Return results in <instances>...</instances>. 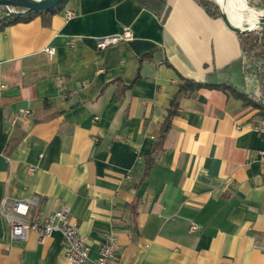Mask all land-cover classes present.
<instances>
[{
    "label": "crops",
    "instance_id": "obj_1",
    "mask_svg": "<svg viewBox=\"0 0 264 264\" xmlns=\"http://www.w3.org/2000/svg\"><path fill=\"white\" fill-rule=\"evenodd\" d=\"M168 8L163 21L136 0H69L0 32V206L68 207L92 258L117 237L111 264H264V134L251 127L264 117L253 108L217 89L184 96L143 178L183 79L255 82L242 75L243 35L196 0ZM127 28L130 42L98 48ZM0 264L69 263L59 233L15 242L0 209Z\"/></svg>",
    "mask_w": 264,
    "mask_h": 264
},
{
    "label": "built area",
    "instance_id": "obj_2",
    "mask_svg": "<svg viewBox=\"0 0 264 264\" xmlns=\"http://www.w3.org/2000/svg\"><path fill=\"white\" fill-rule=\"evenodd\" d=\"M75 11L67 8L64 17L67 20L75 17ZM133 39V33L130 29H124L122 33L104 37L98 40V48L104 50L112 45L121 42H130ZM47 52L55 54V48H48ZM5 90L0 86V92ZM30 114V110H25L17 115L12 121L16 124L21 118ZM252 130L258 134H264V119L255 121L252 124ZM257 160L264 165V151L257 153ZM31 172L34 169L30 170ZM38 198L34 197L25 201L5 199L0 206L1 212L6 217L10 229L11 238L15 242H24L27 240L29 233L34 232L38 235L39 242L44 244L53 234L59 233L62 237V245L66 259L69 264H111L119 254L120 247L117 237L111 233L107 236L106 241L102 244L97 258L90 256V245L86 237L82 236L78 227L70 219V210L68 207H62L53 212H46L38 209L30 215L32 206L38 205ZM200 227L193 224L190 227L191 232H197Z\"/></svg>",
    "mask_w": 264,
    "mask_h": 264
},
{
    "label": "trees",
    "instance_id": "obj_3",
    "mask_svg": "<svg viewBox=\"0 0 264 264\" xmlns=\"http://www.w3.org/2000/svg\"><path fill=\"white\" fill-rule=\"evenodd\" d=\"M68 1L69 0L64 1L54 10L49 12L20 14L14 17H9L7 9L0 7V32H2L7 26L21 21H29L34 16L51 17L63 10L65 4ZM136 1L158 16H161L163 21L166 20L169 12L168 0ZM196 1L203 8H205L209 15L213 17L219 16L218 7L215 0ZM248 1L252 9L254 8V10L264 11V0ZM17 11L23 10L17 9ZM242 39V75L244 77L247 76V74L252 76V79L255 80L253 88H240L232 80L216 83L208 81L202 84L188 79H183L171 100V105L167 110L164 123L158 132L154 150L150 156L144 159V179L149 177L153 164L156 162L162 152L164 140L170 131L172 120L179 114V101L184 96H195L202 88L217 89L241 101L244 107L253 108L255 110V117H264V28H260L254 31L252 34L244 35Z\"/></svg>",
    "mask_w": 264,
    "mask_h": 264
},
{
    "label": "water",
    "instance_id": "obj_4",
    "mask_svg": "<svg viewBox=\"0 0 264 264\" xmlns=\"http://www.w3.org/2000/svg\"><path fill=\"white\" fill-rule=\"evenodd\" d=\"M64 1L66 0H0V7L7 9L9 17H14L20 14L49 12L54 10ZM217 1L216 5L220 10L221 19L223 20L225 26L235 34L247 35L260 28H264V14L258 19L257 26L253 29H250L249 23H245V25H243L242 27L235 26L231 22L226 10ZM17 9L23 11H17ZM17 95V89H12L4 93L5 97H14Z\"/></svg>",
    "mask_w": 264,
    "mask_h": 264
},
{
    "label": "bare ground",
    "instance_id": "obj_5",
    "mask_svg": "<svg viewBox=\"0 0 264 264\" xmlns=\"http://www.w3.org/2000/svg\"><path fill=\"white\" fill-rule=\"evenodd\" d=\"M217 2H219L221 6H223L231 22L235 26L242 27L243 25H245V23H249L250 29H253L257 26L258 19L263 15L262 12H257L254 9L250 8L245 0H218ZM244 10H251L252 16L249 17V20L243 19L242 12Z\"/></svg>",
    "mask_w": 264,
    "mask_h": 264
},
{
    "label": "rangeland",
    "instance_id": "obj_6",
    "mask_svg": "<svg viewBox=\"0 0 264 264\" xmlns=\"http://www.w3.org/2000/svg\"><path fill=\"white\" fill-rule=\"evenodd\" d=\"M246 1V3H247V5L249 6V7H251L250 6V4H249V1L248 0H245ZM252 8V7H251ZM254 9V8H253ZM255 11H257V12H262L263 14H264V11H259V10H255ZM218 14H219V17H221V14H220V10L218 9ZM242 15H243V19H245V20H249V17L250 16H252V13H251V10H244L243 12H242ZM254 15V14H253ZM255 16V15H254ZM237 19H239V18H237ZM246 22V21H245ZM244 22V23H245ZM253 32H251V33H249V34H252ZM248 35V34H247ZM244 36V35H243ZM246 78H247V81L250 83V75L249 74H247V76H246Z\"/></svg>",
    "mask_w": 264,
    "mask_h": 264
}]
</instances>
